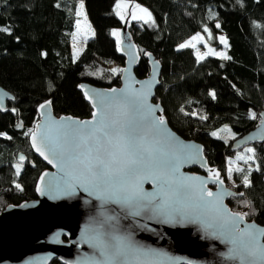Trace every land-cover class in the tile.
<instances>
[{
  "label": "trees",
  "instance_id": "1",
  "mask_svg": "<svg viewBox=\"0 0 264 264\" xmlns=\"http://www.w3.org/2000/svg\"><path fill=\"white\" fill-rule=\"evenodd\" d=\"M77 1L83 3L93 37L72 60L69 47ZM119 1L151 14L145 23L128 19V31L142 57L135 77L147 76L143 56L151 54L160 64L153 101L160 104L168 126L203 145L211 168L238 194L226 201L230 209L264 226V140L243 147L253 150L252 158L248 165L241 161L232 184L224 177L225 159L235 154L229 149L232 140L252 130L264 111V0ZM116 2L0 0V27L11 33L0 32V87L13 96L0 112V210L33 198L37 177L45 169L27 141L37 107L50 101L55 116L87 118L90 107L78 85H119L123 59L113 35L120 26ZM195 34H204L213 49H218L216 37L222 34L228 59L197 61L191 48H179ZM220 129L229 130L227 140L212 135ZM18 153L25 158L22 164L16 160Z\"/></svg>",
  "mask_w": 264,
  "mask_h": 264
},
{
  "label": "water",
  "instance_id": "2",
  "mask_svg": "<svg viewBox=\"0 0 264 264\" xmlns=\"http://www.w3.org/2000/svg\"><path fill=\"white\" fill-rule=\"evenodd\" d=\"M119 23L114 32L118 34L114 36L116 51L123 59L119 85L100 88L80 83L78 89L90 107L89 117L83 119L55 116L51 106L41 108L48 101L41 103L32 131H36L37 126L41 133L52 129L50 135L55 138L58 135L55 129L60 125L92 121V113L105 107L115 111L113 98L128 101L130 107L135 108L137 95L146 97L147 106L155 109L151 115L146 109L137 113L140 125L147 128L153 119L163 116L160 104L153 101L159 84L160 64L151 54L144 55L148 74L142 79L135 77L134 71L142 57L128 31V18ZM11 101L13 96L0 87V112H4L6 103ZM262 118L264 111L259 112L258 124L252 130L232 140L231 152L264 140ZM163 119V134H152L159 140L157 155L178 165L177 177L194 178L189 182L211 191L213 197L209 204L185 210L183 218L172 209H167L166 213L141 211L140 215H134L137 208L114 202V197L102 195L83 182L67 159L61 160L59 152L53 155L46 149L53 160L49 163L32 147L31 131L27 136L30 151L45 169L37 177L33 198L8 204L0 210V264H50L54 260L59 264H264V259L244 257L240 239V232L251 227L256 240L264 245V235H260L264 226L244 219L237 221L239 231H225L220 227L223 216L237 213L226 201L238 194L227 186L221 174L222 184L210 178L209 170L214 169L207 162L203 145L180 137ZM53 121L58 123L54 125ZM59 142L63 143V139ZM200 149L202 152L198 151ZM21 156L23 154L18 153L16 159L20 164L25 162V158L20 160ZM159 183L157 180L156 184ZM38 187L40 191H37ZM142 187L146 193L157 191L151 179L144 181ZM217 195L221 197L219 201ZM112 236L129 238L138 251L106 261L97 246V238L110 240ZM243 241L249 242V238L244 237Z\"/></svg>",
  "mask_w": 264,
  "mask_h": 264
},
{
  "label": "snow or ice",
  "instance_id": "3",
  "mask_svg": "<svg viewBox=\"0 0 264 264\" xmlns=\"http://www.w3.org/2000/svg\"><path fill=\"white\" fill-rule=\"evenodd\" d=\"M80 7L82 9L83 5L81 4ZM116 7L120 9L127 6L121 5L118 0ZM140 11L149 20L151 19V14L145 9L141 8ZM77 15L79 16L81 13L78 12ZM117 15H121L119 11ZM132 15L133 19L142 18L137 17L135 12ZM121 19H123L122 15ZM216 26L219 27V24ZM77 27H79V21ZM204 31L207 32L208 29L205 28ZM0 32L11 34L9 29L4 27H0ZM113 35L118 34L113 33ZM209 38H211L210 35ZM201 39L202 37L199 35L192 37V41ZM220 40L227 47L225 38L220 37ZM192 41L182 44L180 47H194ZM77 54L74 50V59ZM208 54H215L228 59L223 53H214L212 49L205 53V55ZM203 58L197 53L198 61ZM115 71L113 69V72ZM113 93H115V89H113ZM212 95L214 97V93ZM135 100L136 105L133 108L130 107L128 101L113 98L115 111L105 107L92 113V121H71V124L60 125L55 129L58 133L55 138L50 135L52 129L41 133L39 126H37V130L30 133L32 147L49 163H53V160L49 158L46 149L51 151L53 155L59 152L61 160L67 159L73 171L78 174L83 182L94 187L102 195L114 197V202L137 208L138 210L133 213L134 215H140L141 211L166 213L167 209H172L183 218L185 210L209 204L213 197L211 191L197 188L194 183H190L189 181L194 180V178L177 177L175 173L179 171L178 165H173L170 161L157 155L156 145L159 140L155 139L152 134H163L162 126L165 124L163 116L153 119L150 125L144 128L137 122V113L146 109L147 114L151 115L155 109L147 106L146 97L137 95ZM50 104L49 101L41 105V108L49 107ZM251 118L255 119V115L251 114ZM57 123L53 121L54 125ZM262 124H264V118H262ZM61 129H63L62 133ZM223 131L229 130L224 129ZM212 135L217 136V133L213 132ZM61 138L63 143L59 142ZM198 151L202 152V149ZM247 151L251 153L253 150L248 149ZM251 158V156L248 157V159ZM23 159L24 157L21 156L20 160L23 161ZM238 159H243V157H238ZM54 166L56 165L54 164ZM19 171L18 167L17 174ZM232 173L233 169L229 167V179L232 178ZM209 175L218 184L223 183L220 180L219 172L209 170ZM149 179L157 187V191L146 193L143 190V182ZM157 180L160 181L158 185L156 184ZM243 183L246 187L249 185L247 176L244 177ZM19 187L20 185L17 184V188ZM37 191H40L39 187ZM220 199L221 197L217 195L216 200L219 201ZM246 215L247 213H227L223 216L220 227L225 231H239L237 221H244ZM208 226L211 227L212 225L209 224ZM260 235H264V232H261ZM244 237H248L249 242H244ZM240 239L242 240L241 250L245 258L250 260L264 259V245L259 244L256 240V234L251 227L247 231L240 232ZM97 246L101 256L105 257L106 261L115 260L121 255L138 251L127 237L112 236L110 240L98 237Z\"/></svg>",
  "mask_w": 264,
  "mask_h": 264
},
{
  "label": "rangeland",
  "instance_id": "4",
  "mask_svg": "<svg viewBox=\"0 0 264 264\" xmlns=\"http://www.w3.org/2000/svg\"><path fill=\"white\" fill-rule=\"evenodd\" d=\"M117 3L118 2H116L115 6H114V12H115L117 17L119 16L120 20H121V15H122L123 17H127L132 22L145 23L148 21L147 16H145L144 13L140 11V8L135 7L133 5H130L126 2L119 1V3L121 5H126L127 7H121L120 9H117V7H116ZM81 4L83 5L82 1H77L75 4V7H74L75 22H74L73 32L71 34V41H70V47H69L72 60H76V58L79 56L82 49L84 48L86 42L93 37L92 28H91V26H90V24H89V22L85 16L84 8L81 9V7H80ZM118 11L120 12L121 15H117ZM78 12H80L81 15L78 16L77 15ZM133 12L136 13L137 17H142V18L133 19V15H132ZM78 21H79V27H77ZM197 35L202 37V39L199 41H192V37L197 36ZM197 35L195 34L194 36L190 37L187 41L182 43V44H185V43H188L189 41H192V43L194 44V47L189 46L188 48H191L193 50L196 59H197V53H199L204 58L214 57V58L224 60V58H222V56H219V55H215V54L205 55V53H208L209 49H212L214 53H223L225 55V51H226L227 47H225L224 43H222L220 40V37H223L222 34H218L216 37V40L219 44L218 49H213L210 46H208V44H207L208 41H207L206 36L204 34H197ZM179 48H181V47H179ZM74 50L78 53L76 55L75 59H74ZM203 59H201L199 61H202ZM224 127H226V126H224ZM223 130L224 129H220L218 131L217 135L221 136L227 140V137H229L230 134L227 131H223ZM248 149L249 148H245V149L242 148L241 150L235 151L234 156L227 157L225 159L224 177H225L226 181H228V183H230V184L233 183V179L228 178V168L229 167H232L233 172H234L237 169H239V167L241 166V161L245 162L247 165L249 164L248 157H250V153L247 151ZM238 157H243V159H238Z\"/></svg>",
  "mask_w": 264,
  "mask_h": 264
},
{
  "label": "flooded vegetation",
  "instance_id": "5",
  "mask_svg": "<svg viewBox=\"0 0 264 264\" xmlns=\"http://www.w3.org/2000/svg\"><path fill=\"white\" fill-rule=\"evenodd\" d=\"M123 18H126V17H123Z\"/></svg>",
  "mask_w": 264,
  "mask_h": 264
}]
</instances>
